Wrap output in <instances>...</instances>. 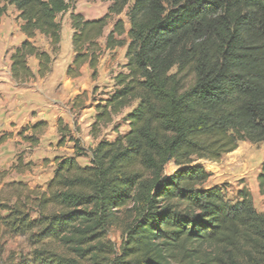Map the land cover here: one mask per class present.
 <instances>
[{"label":"trees","instance_id":"obj_1","mask_svg":"<svg viewBox=\"0 0 264 264\" xmlns=\"http://www.w3.org/2000/svg\"><path fill=\"white\" fill-rule=\"evenodd\" d=\"M99 1L110 3L106 14L87 20L75 12L76 0H0V23L12 6L23 36L9 52L16 86L51 74L61 44L57 17L68 13L67 79H78L86 65L94 80L103 51L124 49L123 71L95 107L91 137L131 108L126 133L100 140L87 166L55 159L44 189L1 186L0 173V236L24 237L33 264H264V203L258 212L244 187L230 202L223 186H205L210 175L194 164L216 163L240 142L264 143V0ZM125 9L128 28L116 20L102 47L109 20ZM86 97L77 95L73 108ZM46 129L37 122L20 136L35 147ZM56 129L64 142L68 125L57 119ZM74 144L75 156H84ZM169 163L175 170L166 174ZM22 166L18 158L13 168ZM256 182L264 197V159ZM112 228L120 231L117 250L106 240Z\"/></svg>","mask_w":264,"mask_h":264},{"label":"rangeland","instance_id":"obj_2","mask_svg":"<svg viewBox=\"0 0 264 264\" xmlns=\"http://www.w3.org/2000/svg\"><path fill=\"white\" fill-rule=\"evenodd\" d=\"M132 2V0L129 1V5ZM109 5L110 3L99 0H76L74 9L85 19L95 20L106 14ZM5 7L6 11L1 19L3 25L0 30V36H2V40L0 38V78H4L3 73L9 65L10 50L23 40L18 30L20 21L17 18V12L12 6ZM125 13L126 9L119 16L111 17L99 40L102 47L106 35L116 20H122L126 29L128 28ZM57 21L62 29L60 53L53 62L51 74L44 79L35 78L23 86H16L10 78L0 79V138L5 139L0 144V173H5L1 186L10 182H21L30 188L44 189L55 169V159L74 157L78 165L87 166L90 162L89 150L94 148L100 140L113 141L117 135L127 132V125L123 118L131 108L123 110L120 115L113 117L110 124L102 127L97 139H93L90 135L96 105L104 104L105 99L114 90V77L123 71L124 49L103 51L99 59L98 74L94 80L91 79L90 71L85 65L83 67L86 72L82 74V67L81 76L72 82L65 76L66 68L73 57L69 14L58 16ZM4 44L5 46L2 47ZM35 44L42 50L49 51L43 37H37ZM34 61V58H29L28 66L30 69L32 66L31 70L35 74L37 62ZM83 92L87 93V97L84 98L81 107L73 108V99ZM57 119H62L70 130L64 142L56 129ZM37 122H45L47 129L41 135H37L38 145L31 147L20 134L31 135V131L26 132V129ZM74 141L85 153L84 156H75ZM18 158H21L23 166L16 170L13 167ZM263 159L264 143L251 144L245 141L238 143L235 151L223 156L216 163L201 160L194 164L202 166L209 173L206 187L223 186L225 197L230 202L236 200L237 192L244 187L251 193L255 209L262 212L264 197L258 191L256 177ZM174 170L175 166L172 163L165 167L166 174ZM106 240L109 242L107 244L117 250L121 244L120 231L117 228L110 229ZM33 249L34 247L31 243H27L24 237L0 236V264H33L31 260ZM59 252L68 259L74 258L67 250L60 249ZM101 257L105 259L106 256L101 254ZM80 264H108V262L85 261Z\"/></svg>","mask_w":264,"mask_h":264},{"label":"crops","instance_id":"obj_3","mask_svg":"<svg viewBox=\"0 0 264 264\" xmlns=\"http://www.w3.org/2000/svg\"><path fill=\"white\" fill-rule=\"evenodd\" d=\"M2 25H3V23L1 22V24H0V30H1V27H2ZM2 36H0V38H1ZM1 40H2V38H1ZM3 43H4V41H3ZM5 46V44L2 46V47H4ZM9 62V61H8ZM34 62H36V61H34ZM33 66H34V63L32 64ZM30 68V67H29ZM31 69H32V66H31ZM36 69H37V63H36ZM32 71V70H31ZM84 72H86V70H85V67H83V69H82V74L84 73ZM4 74V78H0L1 80L2 79H5V80H8L9 78H10V76H9V65H8V67L6 68V71H5V73H3ZM72 82H73V80H72Z\"/></svg>","mask_w":264,"mask_h":264}]
</instances>
